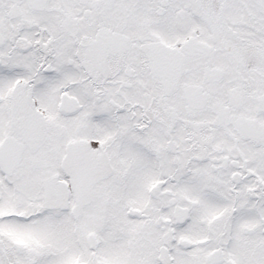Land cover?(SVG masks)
Masks as SVG:
<instances>
[{"label": "snow or ice", "instance_id": "6c2138e0", "mask_svg": "<svg viewBox=\"0 0 264 264\" xmlns=\"http://www.w3.org/2000/svg\"><path fill=\"white\" fill-rule=\"evenodd\" d=\"M0 264H264V0H0Z\"/></svg>", "mask_w": 264, "mask_h": 264}]
</instances>
